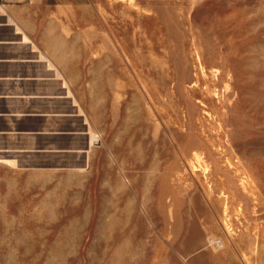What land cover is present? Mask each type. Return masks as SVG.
<instances>
[{
    "label": "rangeland",
    "instance_id": "obj_1",
    "mask_svg": "<svg viewBox=\"0 0 264 264\" xmlns=\"http://www.w3.org/2000/svg\"><path fill=\"white\" fill-rule=\"evenodd\" d=\"M16 1L0 264H264V0Z\"/></svg>",
    "mask_w": 264,
    "mask_h": 264
},
{
    "label": "crops",
    "instance_id": "obj_2",
    "mask_svg": "<svg viewBox=\"0 0 264 264\" xmlns=\"http://www.w3.org/2000/svg\"><path fill=\"white\" fill-rule=\"evenodd\" d=\"M12 1H13V0H0V3L6 5V7H8V6H10L11 4L18 2V1H16V0H14V2H12ZM21 1H22V0H21ZM31 79H35V78H31ZM27 80H28V79H27ZM32 81H37L38 84H39V82H40L41 80H32ZM65 88H66V87L63 86V80L61 79V81H60V89L63 90V89H65ZM38 90H42V88H40V89H38ZM13 93L18 94V93H16V92H13ZM10 95H11V96H16V95H12V94H10ZM18 95H19V94H18ZM37 95H42V94H37ZM42 96H44V95H42ZM24 97H27V96H24ZM47 97H49V96H47ZM48 99H50V98H48Z\"/></svg>",
    "mask_w": 264,
    "mask_h": 264
},
{
    "label": "bare ground",
    "instance_id": "obj_3",
    "mask_svg": "<svg viewBox=\"0 0 264 264\" xmlns=\"http://www.w3.org/2000/svg\"><path fill=\"white\" fill-rule=\"evenodd\" d=\"M12 2H14V0L12 1ZM0 8H1V10H4L5 11V9H6V5H4V4H2V3H0ZM7 16V15H6ZM7 20H8V22L9 23H11V24H13L14 22H13V19L11 18V17H9L8 16V18H7ZM17 22V21H16ZM15 22V23H16ZM14 23V24H15ZM18 24V23H17ZM16 25V24H15ZM19 25V24H18ZM6 26V25H5ZM18 28V27H17ZM22 31V30H21ZM17 32V31H16ZM22 33V32H21ZM23 34V33H22ZM19 35V34H18ZM37 54V53H36ZM43 57V56H42ZM47 60V59H46ZM45 61V60H44ZM49 62V61H48ZM52 65V64H51ZM47 67H50V64H47ZM52 67H54V66H52ZM196 156V155H195ZM196 158V157H195ZM191 167V166H190ZM191 168H193V169H195L196 167L195 166H193V167H191Z\"/></svg>",
    "mask_w": 264,
    "mask_h": 264
},
{
    "label": "built area",
    "instance_id": "obj_4",
    "mask_svg": "<svg viewBox=\"0 0 264 264\" xmlns=\"http://www.w3.org/2000/svg\"><path fill=\"white\" fill-rule=\"evenodd\" d=\"M27 1H30V0H27Z\"/></svg>",
    "mask_w": 264,
    "mask_h": 264
}]
</instances>
